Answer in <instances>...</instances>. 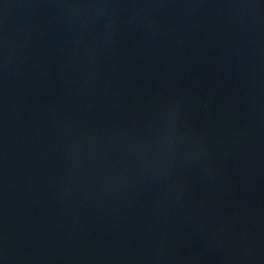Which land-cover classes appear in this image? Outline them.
<instances>
[{
    "label": "water",
    "instance_id": "95a60500",
    "mask_svg": "<svg viewBox=\"0 0 264 264\" xmlns=\"http://www.w3.org/2000/svg\"><path fill=\"white\" fill-rule=\"evenodd\" d=\"M0 264H264V0H0Z\"/></svg>",
    "mask_w": 264,
    "mask_h": 264
}]
</instances>
